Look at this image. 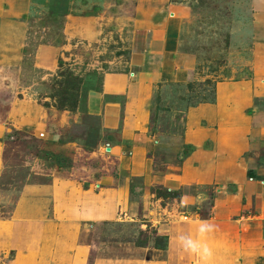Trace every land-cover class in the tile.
<instances>
[{
	"label": "crops",
	"instance_id": "0c3cea01",
	"mask_svg": "<svg viewBox=\"0 0 264 264\" xmlns=\"http://www.w3.org/2000/svg\"><path fill=\"white\" fill-rule=\"evenodd\" d=\"M4 1L7 16L38 0ZM147 17L126 69L84 77L73 111L35 108L36 115L56 118L49 130H29L47 147L53 145L51 154L70 159L66 166L31 171L9 211L0 210V264H199L174 238L179 232L195 235L200 220L218 226L208 241L211 264H264V78L258 85L253 79L218 82L212 103L187 106L183 91L182 108L179 90L173 98L166 94L171 85H186L190 78L177 56L180 21L172 13H161L155 21ZM2 26L3 36H18L8 22ZM254 63L264 74V57ZM66 113L96 119L105 133L94 150L83 148L94 161H78L71 152L75 141H55L66 125L59 118ZM32 117L29 111L24 125ZM185 146L190 149L183 154ZM166 152L164 167L157 169ZM109 161L117 174L107 175ZM4 167L0 152V174ZM189 186L215 190L211 206H198L200 213L187 220L172 218L168 206L158 207L154 187L179 193ZM8 197L0 196V204ZM205 198L179 194L184 206ZM123 217L152 222L154 235L137 245L151 253L91 260L93 247L80 240L82 233L95 223ZM156 236H165V249L154 247Z\"/></svg>",
	"mask_w": 264,
	"mask_h": 264
},
{
	"label": "rangeland",
	"instance_id": "374dc122",
	"mask_svg": "<svg viewBox=\"0 0 264 264\" xmlns=\"http://www.w3.org/2000/svg\"><path fill=\"white\" fill-rule=\"evenodd\" d=\"M262 1L38 0L32 7L6 16L4 8L8 4L0 0V152L5 164L0 174V196H9L4 206L0 204L2 214L9 211L31 171L49 169L55 164L66 166L65 159L69 158L62 153L52 158L49 149L53 145L47 147L43 138L29 130L36 126L49 130L52 119L56 118L36 115L35 108L68 110L60 108V102L70 103L77 96L79 99L84 77L103 70L126 69L133 42L141 39L140 27L147 14L155 21L161 13H172L180 21L177 56L190 78L186 85H171L173 89L169 87L166 94L173 98L179 90L181 98L182 92H187L185 103L189 106L214 102L218 82L253 79L258 85L260 78H264V74L255 70L254 63L264 57ZM3 20L18 34L16 38L2 35ZM87 29L89 33L85 34ZM29 111L34 117L24 125ZM66 114L59 118L66 125L61 127L62 134L55 141H75L76 149L72 148L71 152L78 161H94L85 156L83 148L94 150L105 133H101L96 119L85 118L84 113L79 117ZM189 149L185 146L182 153ZM165 161L167 152L160 156L157 169H162ZM109 162L107 175L117 174L111 167L112 161ZM36 177L43 180V176ZM154 188V195L160 198L158 207L168 206L170 216L180 220L197 216L202 209L198 206L210 207L215 192L210 187L189 186L179 193L172 192L173 197L160 188L165 196L159 197ZM183 192L193 197L206 195V198L194 205H180L179 194ZM153 235L151 221L123 217L90 225L80 240L92 245L91 260H94L101 256L149 254L150 250H138L137 243L146 244Z\"/></svg>",
	"mask_w": 264,
	"mask_h": 264
},
{
	"label": "clouds",
	"instance_id": "9594fccd",
	"mask_svg": "<svg viewBox=\"0 0 264 264\" xmlns=\"http://www.w3.org/2000/svg\"><path fill=\"white\" fill-rule=\"evenodd\" d=\"M217 227L211 221L200 220L195 235L179 232L174 239L185 253L197 257L199 264H211L214 253L208 241L211 235L217 231Z\"/></svg>",
	"mask_w": 264,
	"mask_h": 264
},
{
	"label": "trees",
	"instance_id": "16d2710c",
	"mask_svg": "<svg viewBox=\"0 0 264 264\" xmlns=\"http://www.w3.org/2000/svg\"><path fill=\"white\" fill-rule=\"evenodd\" d=\"M61 105L59 106L60 108H63V109H68V110H75L76 107H77V103H78V96L75 100H73L72 102L70 103H62V101L60 102ZM52 158L55 159V157H57V155H53L51 154L50 155ZM56 162L58 163V161L56 160ZM67 164V163H66ZM60 166V164H59ZM165 192L167 193V196H173L174 197V194L172 193L173 191H170L168 189H164ZM154 192L156 193L157 196L159 197H163L165 195H163V193L161 192V189L160 188H154ZM137 245H142L140 243H137ZM154 247L156 248H161V249H165L166 248V239H165V236H156L154 238Z\"/></svg>",
	"mask_w": 264,
	"mask_h": 264
},
{
	"label": "built area",
	"instance_id": "2783aa9c",
	"mask_svg": "<svg viewBox=\"0 0 264 264\" xmlns=\"http://www.w3.org/2000/svg\"><path fill=\"white\" fill-rule=\"evenodd\" d=\"M185 217V216H184Z\"/></svg>",
	"mask_w": 264,
	"mask_h": 264
}]
</instances>
